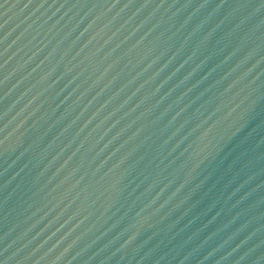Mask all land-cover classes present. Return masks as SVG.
<instances>
[{
    "label": "water",
    "instance_id": "1",
    "mask_svg": "<svg viewBox=\"0 0 264 264\" xmlns=\"http://www.w3.org/2000/svg\"><path fill=\"white\" fill-rule=\"evenodd\" d=\"M0 264H264V0H0Z\"/></svg>",
    "mask_w": 264,
    "mask_h": 264
}]
</instances>
